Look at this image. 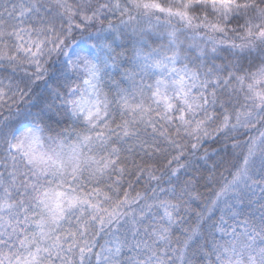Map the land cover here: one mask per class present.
<instances>
[{
	"label": "snow or ice",
	"instance_id": "obj_1",
	"mask_svg": "<svg viewBox=\"0 0 264 264\" xmlns=\"http://www.w3.org/2000/svg\"><path fill=\"white\" fill-rule=\"evenodd\" d=\"M0 264H264V0H0Z\"/></svg>",
	"mask_w": 264,
	"mask_h": 264
}]
</instances>
